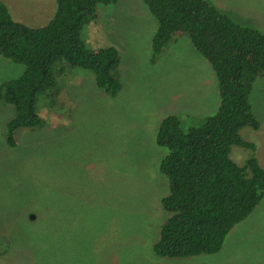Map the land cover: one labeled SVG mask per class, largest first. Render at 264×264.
I'll return each instance as SVG.
<instances>
[{"label":"rangeland","instance_id":"1","mask_svg":"<svg viewBox=\"0 0 264 264\" xmlns=\"http://www.w3.org/2000/svg\"><path fill=\"white\" fill-rule=\"evenodd\" d=\"M3 1L14 19L35 27L48 24L57 7L56 0ZM121 1L106 7L110 11L103 25L104 17L84 27L90 48L128 50L133 39L154 31L155 18L142 16L146 10L141 0ZM235 1L264 33V0ZM121 7L129 16L118 15ZM114 25L124 34L117 30L110 36L108 28ZM135 54L136 82L125 86L119 97L100 89L92 72L85 71L82 84L73 76L67 92L62 90L66 95L40 96L37 106L47 124L18 130L13 147L6 141V124L16 109L0 104V264H264V195L230 230L217 253L159 257L153 252L170 215L161 205L169 181L158 167L165 150L151 129H156L155 113L163 105L160 96L175 93L174 103L162 113L183 117L188 129L217 111L220 85L188 37L173 40L155 62L144 40L135 44ZM62 65L66 68L67 63L54 66L58 80ZM25 68L0 57V83L20 76ZM115 73L123 77L120 69ZM251 100L261 127L246 126L241 136L254 149L234 145L230 158L238 165L255 158L264 166V76L254 82ZM110 101L113 123L105 113ZM189 112L201 120L192 124ZM72 180L79 181L69 184ZM58 181L65 188L59 193ZM59 203L63 212L58 215Z\"/></svg>","mask_w":264,"mask_h":264},{"label":"trees","instance_id":"2","mask_svg":"<svg viewBox=\"0 0 264 264\" xmlns=\"http://www.w3.org/2000/svg\"><path fill=\"white\" fill-rule=\"evenodd\" d=\"M118 1L56 0L50 22L30 27L14 20L7 4L0 0V57L26 66L20 76L0 83V104H12L16 109L7 123L9 146L15 145V130L44 124L38 99L65 94L62 90L66 91L73 76L82 84L88 71L95 74L98 85L114 86L110 82L116 76L117 51L110 46L91 49L83 29L97 19L100 6ZM142 1L160 22L162 32L173 30L172 35L193 19L224 37L214 59L227 63L219 73L222 101L218 111L188 130L183 128V119L170 117L156 137V144L165 150L158 167L169 181V192L161 202L170 216L152 245L153 252L161 257L215 254L230 230L254 211L264 195V166L255 158L244 165L230 158L234 145L254 149L253 142L242 138V129L261 127L250 92L264 72V33L230 17L218 19L216 12L207 9L206 0ZM118 15L129 16L128 9ZM158 37L169 41L156 32L154 42ZM58 62L67 63L58 72L61 80L54 74ZM106 78L109 81L101 82ZM62 212L59 203L58 215Z\"/></svg>","mask_w":264,"mask_h":264},{"label":"clouds","instance_id":"3","mask_svg":"<svg viewBox=\"0 0 264 264\" xmlns=\"http://www.w3.org/2000/svg\"><path fill=\"white\" fill-rule=\"evenodd\" d=\"M207 2H208V4H205L207 9H209L210 11L216 12L218 14V19H220L222 17H230V18L236 20L237 22H240L241 24H243L245 26H249V27L252 26V27L256 28L255 27V23L252 22L251 19H250L251 14L249 12H247L246 10L238 9L237 3H236L235 0H217V4L211 3L209 1H207ZM117 3L120 4V1H118ZM142 3H143V1H142ZM113 4L114 3L108 4L107 6L113 5ZM119 4H114V5H118L119 6ZM143 5H144V3H143ZM107 6H100L99 7V16L97 17L96 21L99 20V18H103L104 17V19L101 21L102 25L105 23V21L107 20V18L109 16V11L110 10H108L106 8ZM7 7H8V5H7ZM56 9H57V7H56ZM121 9H124V8L121 7ZM144 9L146 10V12L142 15L143 17H148L150 15H153L151 13V11H149L147 9L146 6H145ZM101 12H102V17L100 16ZM14 20H16V19H14ZM92 21L89 22L87 25L92 26L91 25ZM87 25H85V26H87ZM30 27H35V26H30ZM38 27H40V26H38ZM256 29H258V28H256ZM117 30H119L120 32H122L124 34L123 30L121 28L117 27V25H114V26H111L110 28H108V33L110 34V36H112ZM172 31L173 30H171L169 32H162L160 30V22L155 18V29H154V31L151 32V33H148L147 35H143V34L139 35L137 40L133 39V41H132V43H131V45H130L128 50H118L116 47L110 45V47H113L117 51L118 61H117V67L115 69L116 70L120 69V71L122 72V76L123 77H119L118 75L112 77L113 80L110 83H111V85H114V86H102V84L100 83V85L97 84L98 87L100 89H102L105 93L109 94L112 98H117V97H119L122 94V92L125 89V86H129V85L134 84L136 82V72H137L136 68L138 66V61H137V57H136V54H135V44L137 42H140V41H143V40L145 41L146 48H148V53H150L152 51L150 59H151V61L155 62L156 58L159 55H163L167 51V49L169 47V44L173 40L180 39V38H185L186 39V37L189 38V40L191 41L192 45L194 46L196 51L199 53V55L202 58H204L209 63L211 69L215 72V75L217 77L219 85H221L220 80H219V73L223 72L227 68V63L225 64L224 61H222L220 63H216L214 61V59L218 55L219 47H220V44L222 43L224 37L221 36L216 31H213L211 26H209V27L203 26L197 20H193V19H192V23L185 24L181 29L177 30L176 32H174L171 35ZM156 32L157 33L158 32L161 33L163 36L168 38L169 41L166 42V40L164 38L158 37V39L154 42V38H155ZM261 33H263V32L261 31ZM123 34L121 35V37L123 36ZM121 37H120V39H121ZM153 43H154V45H153ZM125 53L129 54V58H127L124 61L123 60V54H125ZM58 63L64 64L65 62H58ZM63 69H65V66L62 65L59 70L61 71ZM263 76H264V72L262 74H260L258 78L263 77ZM104 80L109 81L108 78H106V79H102L101 82L104 81ZM99 82H100V80H99ZM167 88L170 89V86H167ZM251 92H250V101H251V104H252ZM160 98H161V101H162L163 105L155 113V116L158 119L156 129H153V128L150 127L152 129L153 133L156 135V137H157L158 132L160 131L161 126L167 125L166 121L170 117H177V118L183 119L185 121V119L183 117L179 116L178 114L177 115H175V114L165 115V114L162 113V112H164V110H166L167 106H169L172 103H174V100L176 98L175 93L171 94V92L168 91L165 94H161ZM221 101H222V98L220 96V86H219V106H218V109L220 107ZM44 105L45 104H43L42 106H44ZM218 109H217V111H218ZM252 109H253V104H252ZM105 113H106V120L108 118V120H110V122L113 123V102L112 101H110V103H109L108 110H107V105H106ZM189 113H190V116L192 114L193 117L192 116L191 117L187 116V119H191L190 122H192V124H196V122L201 120V119H199L198 115L195 114L194 112H189ZM41 114H42V116H43V118L45 120V122H44V124L42 126H45V124H47L48 120H47L46 116L42 112H41ZM211 115H213V114H211ZM208 116H210V115H204L203 116V118H204L203 123L206 122L205 120H206V118ZM200 124H202V123H200ZM200 124H196V125H192V126H198ZM42 126L39 125V126H36L34 128L42 127ZM192 126H190L188 129L192 128ZM183 128L185 130H188L185 127H183ZM6 129H7V124H6ZM18 130H20V129H18ZM18 130H15L14 137H16V132ZM8 161H9V159L4 160V165H8ZM75 181H79V180H72V182H70L69 184H71V183H73ZM58 183L61 184V182H59V181H58ZM81 184L82 185H87L89 183L81 181ZM64 189L65 188L60 187L61 191H63ZM167 194H165L164 196H166ZM162 198H161V200H162ZM161 205H162V202H161ZM162 207H163V205H162ZM163 209H164V207H163ZM164 210H166V209H164ZM168 217H167V219H168ZM166 220L163 222V224L166 222ZM162 225H161V227H162ZM159 257H161V256H159Z\"/></svg>","mask_w":264,"mask_h":264},{"label":"crops","instance_id":"4","mask_svg":"<svg viewBox=\"0 0 264 264\" xmlns=\"http://www.w3.org/2000/svg\"><path fill=\"white\" fill-rule=\"evenodd\" d=\"M250 13V12H249ZM72 184V183H71ZM87 185H90V184H87ZM59 192H61V190L59 191Z\"/></svg>","mask_w":264,"mask_h":264},{"label":"bare ground","instance_id":"5","mask_svg":"<svg viewBox=\"0 0 264 264\" xmlns=\"http://www.w3.org/2000/svg\"><path fill=\"white\" fill-rule=\"evenodd\" d=\"M211 75H213V74H211ZM62 187V186H61Z\"/></svg>","mask_w":264,"mask_h":264}]
</instances>
